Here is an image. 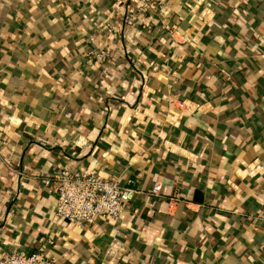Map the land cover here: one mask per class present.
Returning <instances> with one entry per match:
<instances>
[{
    "label": "crops",
    "instance_id": "0c3cea01",
    "mask_svg": "<svg viewBox=\"0 0 264 264\" xmlns=\"http://www.w3.org/2000/svg\"><path fill=\"white\" fill-rule=\"evenodd\" d=\"M66 168L138 193L120 220L77 228L40 179ZM7 251L264 264V0H166L162 13L148 0H0Z\"/></svg>",
    "mask_w": 264,
    "mask_h": 264
},
{
    "label": "built area",
    "instance_id": "2783aa9c",
    "mask_svg": "<svg viewBox=\"0 0 264 264\" xmlns=\"http://www.w3.org/2000/svg\"><path fill=\"white\" fill-rule=\"evenodd\" d=\"M148 5L162 13L166 7V0H148ZM90 57L95 62L103 64L107 59V53L94 50ZM40 179L46 187L54 190L56 216L80 229L93 227L98 219L120 220L138 193L132 179L127 185H122L96 174L73 171L70 168L48 173ZM153 192L156 193L155 190ZM0 264H57V259L22 251H7L1 253Z\"/></svg>",
    "mask_w": 264,
    "mask_h": 264
}]
</instances>
